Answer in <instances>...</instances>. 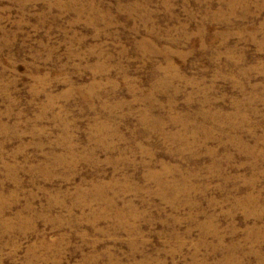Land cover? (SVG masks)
I'll return each mask as SVG.
<instances>
[{
	"label": "rangeland",
	"instance_id": "374dc122",
	"mask_svg": "<svg viewBox=\"0 0 264 264\" xmlns=\"http://www.w3.org/2000/svg\"><path fill=\"white\" fill-rule=\"evenodd\" d=\"M0 264H264V0H0Z\"/></svg>",
	"mask_w": 264,
	"mask_h": 264
}]
</instances>
